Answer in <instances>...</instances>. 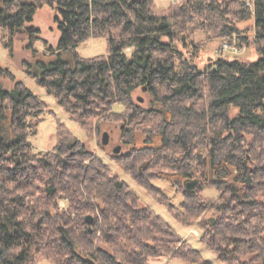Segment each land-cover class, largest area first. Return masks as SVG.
Segmentation results:
<instances>
[{"label":"trees","instance_id":"obj_1","mask_svg":"<svg viewBox=\"0 0 264 264\" xmlns=\"http://www.w3.org/2000/svg\"><path fill=\"white\" fill-rule=\"evenodd\" d=\"M45 4L55 9L61 36L57 45L43 38L40 51L34 43L41 29L32 21ZM251 17L256 60L219 57L201 69L179 46H199V30L247 41L236 22ZM0 28L11 53L18 36L28 39L33 54L26 72L82 128L91 130L97 119L123 123L130 150L115 157L142 159L129 173L180 223H198L201 240L220 260L264 264L258 198L264 194V0H182L165 8L155 0H0ZM92 37L108 40L107 54L79 53L77 46ZM138 88L150 93L148 106L134 101ZM117 102L122 111L114 110ZM46 112L54 113L0 65V264H27L46 244L65 253L68 264H103L82 246L76 228L82 224L92 237V198L106 205L105 240L113 251L99 248L105 264H148L149 256L171 252L190 264H213L162 215L140 208L138 195L64 121L57 118L54 150H36L29 138ZM195 176L199 186L187 189L185 181ZM156 178L172 182L182 201H171ZM207 186L218 190L216 198L205 194ZM60 198L68 208L59 209ZM206 210L215 223L199 219ZM248 254L254 256L245 260Z\"/></svg>","mask_w":264,"mask_h":264},{"label":"rangeland","instance_id":"obj_2","mask_svg":"<svg viewBox=\"0 0 264 264\" xmlns=\"http://www.w3.org/2000/svg\"><path fill=\"white\" fill-rule=\"evenodd\" d=\"M155 1L158 8H165L170 5L174 6L182 2V0ZM55 15V9L48 4L43 5L37 10L32 23L41 29V38L35 41L34 48L40 51L46 48L43 38L47 39L48 42L53 45H57L61 33L55 21ZM254 23V17L238 20L236 22V25L244 31L243 33L248 35L247 41L240 39L238 34L220 36L216 35L215 32L212 31L208 34L204 30H199L194 36V39L199 46L185 45L183 43H180L179 46L184 54L191 58V60L201 69L205 68L209 63L214 62V60L219 57L230 59L238 57L241 59L256 60L260 57V55L255 44L252 43L254 39ZM7 39V32L0 28V65L8 67L18 79L23 80L27 86H29L36 94L47 102L49 108H51L55 113V115L53 112H46L43 114V119L38 125V132L31 135L29 138L33 147L39 151H53L57 143V118L64 121L66 125L75 133V135L84 141L90 150L107 163L111 173L118 177L119 180L125 181L129 188L133 190L136 195H138V206L140 208L148 206L156 213L162 215L178 231V233L182 236L183 241L199 249L202 256L211 260L213 264H227L226 262L220 260L217 257V254L201 240L203 231L198 223L190 226L180 223L168 210L165 204L159 202L156 196L154 197L149 194L147 189L137 182L132 174L129 173V165L136 168L142 159L137 161L130 157L127 160H121V158L115 157L116 155H123L130 150L129 145L122 138L123 123L97 119L93 122L94 127L91 130L82 128L78 122L70 117L63 106L57 101L55 96L50 94L44 86L38 84L35 78L29 76L26 72L24 61L31 60L33 54L32 49L28 47V39L18 36V38L15 39L12 53L5 45L4 41ZM77 50L83 56L107 54L108 40L105 37H92L87 41L81 42L77 46ZM4 82L7 87H11L13 85V81H11L10 78H5ZM132 96L135 102L144 106L149 105L151 95L142 88L136 89ZM140 97L143 98V101L139 99ZM113 108L115 111H122L124 109V105L117 102L114 103ZM234 111L236 112V109H234ZM144 129L145 125L141 124L140 128H137V132L141 135V132ZM105 132H108L109 135L108 144L103 143ZM117 146H121V148L119 152L115 153L114 148ZM200 154L202 155V160L203 153L199 151L198 156ZM201 160L199 158L197 165ZM193 178L197 177L195 176ZM190 181L191 180H188L187 182ZM152 182L155 186L161 188L168 196H170L171 201L174 203L179 204L184 198L183 194L178 191L173 183L168 179L156 178ZM204 192L211 198H216L218 196V190L214 186H207ZM258 198L264 200L263 192L260 191ZM58 202L59 209L68 208L69 203L66 199L60 198ZM90 204L91 210L88 212L89 215L87 218L90 215L92 216L91 221L89 220L90 223H88L89 227L93 229V233L91 235L92 237L88 238V235L86 236L84 234L85 231L82 224H78L76 226L77 232L81 235V239H79L82 242V246L86 249H90L95 254L97 257V263L100 261L105 264L106 260L100 249L113 251L112 245L105 240L106 227L102 210L106 205L100 198H92ZM52 211L55 213L56 209L53 208ZM207 217L211 220L213 218L215 220L216 218L212 210H206L201 214V216H199V219H205ZM45 247L50 248H40V250L36 251V254L32 256V259L27 264H68L67 255L65 253L59 252L58 249L53 248L54 246L52 247V244H46ZM77 251H81L80 248L77 249ZM49 252L52 253L51 256L48 255L50 254ZM253 256V254H248L244 256V259L250 260ZM177 262L190 264L180 256H176L174 252L161 255H151L148 258V264H173ZM255 264H260V262L257 261Z\"/></svg>","mask_w":264,"mask_h":264},{"label":"water","instance_id":"obj_3","mask_svg":"<svg viewBox=\"0 0 264 264\" xmlns=\"http://www.w3.org/2000/svg\"><path fill=\"white\" fill-rule=\"evenodd\" d=\"M139 99L141 101H143V98L142 97H140ZM108 142H109V135H108V132H105L104 133V137H103V143L104 144H108ZM120 148H121V146L115 147L114 148V152L115 153L119 152L120 151ZM201 157H202V155L200 154L199 155L200 160H201ZM250 180H251V175H248V178H247L248 184H250ZM199 184H200V179L199 178H192L190 182L185 181V186L189 190L196 189ZM91 219H92V216L90 215L88 217V220L91 221ZM212 223H215L214 218L212 219ZM90 264H94V263L90 260ZM173 264H187V263L177 262V263H173Z\"/></svg>","mask_w":264,"mask_h":264}]
</instances>
